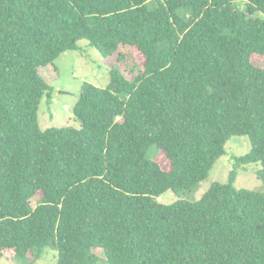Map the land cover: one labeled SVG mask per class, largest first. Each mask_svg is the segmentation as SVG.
Wrapping results in <instances>:
<instances>
[{
    "label": "trees",
    "instance_id": "1",
    "mask_svg": "<svg viewBox=\"0 0 264 264\" xmlns=\"http://www.w3.org/2000/svg\"><path fill=\"white\" fill-rule=\"evenodd\" d=\"M82 40L138 75L83 82L80 127L43 130L56 60ZM243 135L236 167L264 178V0H0V264L49 246L56 264H264V189L236 188L237 168L158 200Z\"/></svg>",
    "mask_w": 264,
    "mask_h": 264
},
{
    "label": "rangeland",
    "instance_id": "2",
    "mask_svg": "<svg viewBox=\"0 0 264 264\" xmlns=\"http://www.w3.org/2000/svg\"><path fill=\"white\" fill-rule=\"evenodd\" d=\"M239 4L243 6L244 1ZM60 78L53 83L54 90L51 99L44 95L39 105V124L43 130L51 127H80V122L73 114V107L79 100L83 82L87 81L100 87L110 83L111 71L122 72L129 80L138 75L136 63L133 58L119 60L118 54L113 53L104 57L99 50L87 40L78 43V49L68 50L56 60ZM251 150L249 136H233L226 144V154L217 160L210 171V176L203 181L199 188L184 190L179 194L173 191L166 192L158 200L171 203L178 198L199 200L215 181L227 182L230 172L237 168L234 185L238 189L263 190L264 178L260 174L261 162L241 164L236 167V158L245 155ZM154 152V148L150 155ZM164 162V161H163ZM39 197L32 199L37 205ZM58 251L54 246L45 249L42 257L35 264H56ZM1 264H24L17 258H3Z\"/></svg>",
    "mask_w": 264,
    "mask_h": 264
}]
</instances>
